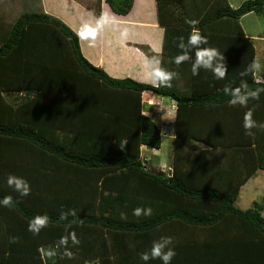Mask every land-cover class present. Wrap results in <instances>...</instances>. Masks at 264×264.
<instances>
[{
    "label": "trees",
    "instance_id": "1",
    "mask_svg": "<svg viewBox=\"0 0 264 264\" xmlns=\"http://www.w3.org/2000/svg\"><path fill=\"white\" fill-rule=\"evenodd\" d=\"M105 2L117 15H126L133 4ZM155 2L164 30L161 66L179 73L171 88L111 78L83 56L76 34L58 18L24 11L12 23L0 19V200L12 196L15 201L11 209L0 206V264H45L38 249L55 247L66 234L73 218L59 221V214L68 209L77 211L69 231L81 242L71 248L72 259L58 254L57 264H144L140 254L162 236L174 241L177 255L171 264H264V204L246 210L235 205L240 186L264 171V131L256 129L249 137L239 122L232 126V132L238 129L236 141L203 146L242 155L229 163L246 171L235 183L230 171L190 184L178 178L175 159L173 175L165 179L143 165L140 150L161 146L159 128L142 111L144 92L174 99L179 118L189 102H228L223 88L239 86L240 72L255 59L253 40L245 37L240 19L264 15V0H245L236 8L227 0ZM94 14H100L98 8ZM191 20L208 38L202 47L224 55L225 79L204 70L193 76L191 61L174 63L180 50L173 41L183 36L187 43ZM244 79L252 88L264 87L251 75ZM187 148L209 153L197 145ZM9 175L27 180L31 194L14 192ZM222 181L228 185L215 184ZM138 207H151L153 215L135 217ZM45 214L49 226L34 236L28 224ZM13 236L17 243H9Z\"/></svg>",
    "mask_w": 264,
    "mask_h": 264
},
{
    "label": "crops",
    "instance_id": "2",
    "mask_svg": "<svg viewBox=\"0 0 264 264\" xmlns=\"http://www.w3.org/2000/svg\"><path fill=\"white\" fill-rule=\"evenodd\" d=\"M227 2L236 8L243 1L237 4L231 0ZM23 6L26 7L25 11H37L58 18L75 34L84 21H94L102 12L115 14L105 0H24ZM95 8L100 11L98 16L94 14ZM115 16L119 18L121 28L127 27L130 30L127 42L123 44L118 42L119 34L106 29L96 47L90 48L79 40L81 53L92 65L101 68L111 78L138 82L144 78L140 69L141 61L144 57H149L147 53L159 56L160 52L157 53L154 49L162 47L163 31L157 22L156 2L133 0L132 7L126 15ZM244 18L245 16L240 19L243 33L245 37L253 40L255 58L259 57L264 65V36L248 34L243 25ZM257 42L261 43L258 49ZM220 45L223 51L225 44L222 42ZM229 59L233 61V58ZM249 108L255 109L253 118L259 123H264V93H261L259 100L250 101L244 113ZM181 110L179 118V108L174 99L149 92L142 94L143 114L157 125L161 135V146L159 149H152L153 153L150 154L151 149L145 146L140 147L143 165L148 170L162 172L166 179L173 175L175 159L178 178L188 179L190 184L195 185L203 179L209 182V177L212 178L214 175H229L230 171H233L234 183L243 177L246 172L243 168L237 170L229 165L232 161H239L242 158L241 154L229 152L228 149L203 148L205 144L221 145L236 141L238 129L237 132H232V126L239 122L243 125V108L230 107L228 102L222 104L189 102ZM239 125L235 124L236 127ZM195 145L209 153L187 148ZM143 150L147 152L145 155L142 154ZM211 163L217 165L212 166ZM217 167V174H212L210 171ZM260 171L257 170L240 186L239 194L244 189L252 187V181ZM215 184L220 187L228 185L225 181ZM221 190L226 191L224 188ZM44 248L55 247L49 245ZM47 262L53 264L52 260H46L45 264Z\"/></svg>",
    "mask_w": 264,
    "mask_h": 264
},
{
    "label": "clouds",
    "instance_id": "3",
    "mask_svg": "<svg viewBox=\"0 0 264 264\" xmlns=\"http://www.w3.org/2000/svg\"><path fill=\"white\" fill-rule=\"evenodd\" d=\"M192 28L187 43L185 38L180 36L173 42L176 44L180 53L175 57L174 63L177 66L191 61V73L193 76H198L201 70L210 71L217 80L225 79L228 69L224 63V55L221 54L216 48L202 47L209 43L206 36L201 35L200 30L195 27L198 21L191 20L186 21ZM106 29H111L113 32H117L118 42L125 43L130 37V30L127 27L121 28L119 24V18L115 14L102 12L98 18L94 21H84L79 29L76 31L77 38L87 44L88 47H96L98 41L101 39L102 34ZM161 31H164L163 29ZM157 53L162 49H154ZM140 69L143 75V79L138 80L139 83H148L153 88L160 87H172V81L179 77V73L168 71L161 66V60L159 56L144 57L140 63ZM251 75L253 77V83L256 85H264V65H262L259 57L253 59V61L240 72L241 82L237 87H231L226 85L223 88L225 96L229 97L228 105L230 107L247 108L250 101L259 100L260 95L264 92V87H250L248 81L244 79ZM254 108H249L243 117V128L245 135L249 137H255L256 129L264 131V123H259L253 118ZM126 144V143H125ZM124 144V145H125ZM121 146V148L124 147ZM7 184L14 192L18 193L20 197H27L31 194V186L27 180L9 175L7 178ZM14 199L12 196H5L0 200V206L11 209L14 206ZM77 211L75 209H68L67 211H61L59 214V221H67L69 217L73 219L65 226V235L61 236L57 241L55 248L38 249L40 258L42 261L52 260L55 264V257L59 254L60 258L67 257L72 259L74 253L71 251L72 247H77L80 244V240L77 237L75 231H69L72 223L76 222ZM133 215L137 218L151 217L153 210L151 207L142 208L138 207L133 210ZM50 223L48 215H37L32 218L28 224V231L34 236H38L42 230L47 228ZM19 237H10L9 243H17ZM173 238L168 236H162L159 240L152 243L149 251L140 254V259L144 264H149L150 261L159 260L161 264H171L173 258L177 255L173 247ZM63 250L60 252L59 250Z\"/></svg>",
    "mask_w": 264,
    "mask_h": 264
},
{
    "label": "rangeland",
    "instance_id": "4",
    "mask_svg": "<svg viewBox=\"0 0 264 264\" xmlns=\"http://www.w3.org/2000/svg\"><path fill=\"white\" fill-rule=\"evenodd\" d=\"M231 1L232 3L237 4L241 0H231ZM23 2L24 0H0V19L5 24L12 23L14 19L20 13H22V11L26 10V7L23 6ZM243 25L245 31L248 34L252 33L260 37L264 36V15H256L254 13H249L245 15V18L243 19ZM260 44H261L260 42H257L256 45L257 49L259 48ZM146 153L147 152L143 150L142 154L145 155ZM149 153L150 154L153 153V150L151 149ZM252 182H253L252 187L244 189L238 195L235 201V205L240 209L246 210L248 208H253L256 203L264 204V171H260L256 175L254 181ZM262 216L264 217V210L262 212ZM47 264H49V262H47ZM94 264H98V263L96 262Z\"/></svg>",
    "mask_w": 264,
    "mask_h": 264
}]
</instances>
